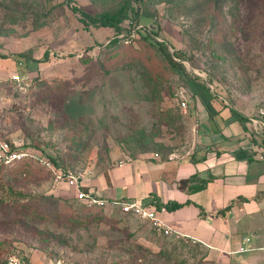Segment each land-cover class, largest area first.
<instances>
[{
  "label": "rangeland",
  "instance_id": "374dc122",
  "mask_svg": "<svg viewBox=\"0 0 264 264\" xmlns=\"http://www.w3.org/2000/svg\"><path fill=\"white\" fill-rule=\"evenodd\" d=\"M125 1L0 0V137L100 184L117 147L130 158L190 151L196 125L181 102L206 86L263 142L264 0H129L120 34L73 9L99 16ZM17 71L23 80L10 81ZM17 165L0 167L1 263L210 264L186 239L89 207L39 165ZM260 232L251 264H264Z\"/></svg>",
  "mask_w": 264,
  "mask_h": 264
},
{
  "label": "crops",
  "instance_id": "0c3cea01",
  "mask_svg": "<svg viewBox=\"0 0 264 264\" xmlns=\"http://www.w3.org/2000/svg\"><path fill=\"white\" fill-rule=\"evenodd\" d=\"M1 66L0 76L6 74ZM200 87L182 107L196 125L190 151L167 159L151 154L130 158L117 147L111 153L117 163L107 178L103 175L95 184L86 177L83 189L155 210L158 220L172 229L167 237L206 250L210 264H251L249 255L264 227V148L255 142L249 121H239L226 100ZM173 202L183 206L168 210L166 204ZM117 210L119 216L139 218Z\"/></svg>",
  "mask_w": 264,
  "mask_h": 264
},
{
  "label": "built area",
  "instance_id": "2783aa9c",
  "mask_svg": "<svg viewBox=\"0 0 264 264\" xmlns=\"http://www.w3.org/2000/svg\"><path fill=\"white\" fill-rule=\"evenodd\" d=\"M12 82H20L23 75L20 71L11 73L8 77ZM182 107H187V101L181 102ZM31 162L50 172L51 180L56 185L70 186L76 190V199L89 207L110 206L113 209L120 208L126 214H133L141 219L152 221L159 230L170 234L172 229L158 220L156 211L144 206L139 201L113 199L108 200L98 196L97 193L82 189L87 171L76 170L69 167H62L55 163L49 156H45L32 147H20L11 140L0 137V167L14 166L17 163ZM123 165V162H120ZM2 264H32L26 258L11 256ZM61 264V263H60Z\"/></svg>",
  "mask_w": 264,
  "mask_h": 264
},
{
  "label": "trees",
  "instance_id": "16d2710c",
  "mask_svg": "<svg viewBox=\"0 0 264 264\" xmlns=\"http://www.w3.org/2000/svg\"><path fill=\"white\" fill-rule=\"evenodd\" d=\"M73 9L75 11L79 12L82 15V21L84 23H86L87 25L91 24V25H93L95 27L102 26V27L113 28V29H115L117 31V34H120L122 32V23L128 18V15H129L130 11L134 10V8H132L131 3H130L129 0L125 1V3L122 5V7L119 8V10H117V12H105V13H102L101 15H99V16L91 15L90 13H88L86 11H83V10H80L77 7L73 8ZM151 32H153V34L157 35L156 31L152 30ZM116 41H117V39H115L113 42H116ZM157 43L160 46H162V47H166V44L164 42H162V43L157 42ZM176 54H177V52H175V55ZM167 55L170 57V60H171V62L173 64V67H182L181 64H179V63H177V62H175L173 60V58L171 57V55L169 53ZM233 112L238 117L239 121L244 122V123H247V121H249V118L246 117V115L244 113L239 112L236 109H233ZM252 134H253V132H252ZM254 140H255L256 143L260 144L264 148V139H263V142H261V143H260V141H258L256 139H254ZM51 159L55 163H57L55 158H51ZM17 164H16L17 166L26 167V166L32 165L33 163H31V162H23V163H17ZM44 170H46V169H44ZM46 171L50 174V172L48 170H46ZM82 189H83V187H82ZM83 190H85V191L87 190L88 191L87 188H85ZM182 206H183L182 203H177V202L166 204V208L168 210H176V209H178V208H180ZM157 208L161 209L162 205L161 204H157ZM11 256H16V255H10V256L6 257V259H4V261H2V263H4ZM17 257H19V256H17ZM27 261H29V260H27ZM2 263L0 262V264H2Z\"/></svg>",
  "mask_w": 264,
  "mask_h": 264
}]
</instances>
